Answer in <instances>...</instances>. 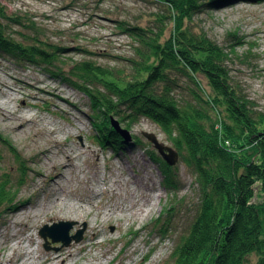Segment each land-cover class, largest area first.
Here are the masks:
<instances>
[{"label": "rangeland", "instance_id": "374dc122", "mask_svg": "<svg viewBox=\"0 0 264 264\" xmlns=\"http://www.w3.org/2000/svg\"><path fill=\"white\" fill-rule=\"evenodd\" d=\"M0 4L9 14L23 17L26 25L13 28L30 33L28 26L34 22L42 38L67 46L65 54L72 57L68 61L93 58L120 66L129 63L139 45L132 35L134 27L155 29L154 18L163 8L155 0H0ZM194 19L196 30L206 31L222 45L240 41L232 73L264 109V1L232 0ZM200 78L209 91L206 77L200 74ZM91 112L85 94L40 64L0 55V183L16 198L0 207V264L22 262L18 254L24 250L17 248L13 235L28 238L22 245L37 244L34 257L65 253L69 261L59 259L57 264L174 261L175 246L193 219L199 196L192 168L179 154L175 165L165 162L175 172L166 177L151 156V149L159 154L158 150L144 134L154 133L162 143L175 147L148 118L129 128L133 140L120 134L122 149L104 147ZM103 178L106 184L101 183ZM100 187L107 191L104 200L91 199L101 197L94 194ZM58 195L64 202L57 201ZM113 201L116 207L110 208L117 213L108 217L98 206H111ZM138 201L142 206L132 209ZM124 206L133 213L121 212ZM60 221H74L70 234L84 230L82 240L67 246L51 238L47 241L41 229ZM93 222L102 234L89 241ZM247 264H256V256Z\"/></svg>", "mask_w": 264, "mask_h": 264}, {"label": "trees", "instance_id": "16d2710c", "mask_svg": "<svg viewBox=\"0 0 264 264\" xmlns=\"http://www.w3.org/2000/svg\"><path fill=\"white\" fill-rule=\"evenodd\" d=\"M231 1L155 0L163 7L155 29L134 27L139 45L121 66L93 58L68 61L67 46L42 38L34 22L30 33L13 28L26 25L23 17L0 4V55L40 64L85 94L104 147H124L112 116L131 129L148 118L192 168L198 201L172 264H247L252 256L264 264V109L232 73L240 41L225 46L194 27L195 16ZM151 151L166 177L175 176ZM14 196L0 183V207Z\"/></svg>", "mask_w": 264, "mask_h": 264}, {"label": "water", "instance_id": "95a60500", "mask_svg": "<svg viewBox=\"0 0 264 264\" xmlns=\"http://www.w3.org/2000/svg\"><path fill=\"white\" fill-rule=\"evenodd\" d=\"M111 124L115 130L123 137L128 140H133V134L131 129L124 126L119 119L115 116L111 117ZM147 139L153 144V146L158 150L159 155L163 157V159L169 165H175L179 160V153L175 148L165 145L162 143L158 136L154 133H145L144 134ZM74 221H60L56 222L54 225L49 226L45 225L41 229V235L48 241L51 238L55 242H62L64 245H69L72 240L81 241L83 238L84 230H80L77 234H70Z\"/></svg>", "mask_w": 264, "mask_h": 264}, {"label": "bare ground", "instance_id": "6f19581e", "mask_svg": "<svg viewBox=\"0 0 264 264\" xmlns=\"http://www.w3.org/2000/svg\"><path fill=\"white\" fill-rule=\"evenodd\" d=\"M21 118V117H20ZM161 158L163 159V157L161 156ZM72 160V158H71V156L69 155L68 156V161H71ZM163 161L164 162H166L164 159H163ZM66 162V161H65ZM64 162V163H65ZM63 163V164H64ZM67 166H69V163H66V167ZM104 179V181H102L101 183L103 184H106V182H107V178H103ZM102 188H105V187H100L99 188V190H94V194H101V197H98V195H96L95 197H92L91 199H93V198H100L99 200H104V196H103V193H106L107 191H105V190H103ZM106 189V188H105ZM96 192V193H95ZM61 196H62V194H60ZM60 195H58L57 196V201H60L61 203L62 202H64V200L60 197ZM98 199H96V200H94L93 202H95L96 203V201L98 202ZM102 200V201H103ZM144 200V197L141 199V201H143ZM101 201V202H102ZM88 202L89 203H91L92 204V202H90V200H88ZM108 203V202H107ZM107 203H105V204H107ZM113 203L115 204H113V205H111V206H108V204H107V207H105V206H101L100 204H98V205H100V206H98L99 208H104V210H106L107 212L105 213V214H107V216L108 217H110L111 215H115L116 213H117V210H115V211H113L112 210V208H110V207H116V204H117V201H113ZM73 205H71V207H72ZM140 206H142V203H140V201H138V202H136L134 205H133V207H132V209H134V208H136V207H140ZM127 207H123V209L122 210H120L121 212H130V213H133L132 212V210L131 209H126ZM119 210V209H118ZM39 214V213H38ZM101 213H98L97 215H96V217H98L99 215H100ZM127 215L128 214H123V217H127ZM143 215V214H142ZM37 217H38V215H36ZM129 216V215H128ZM89 229H90V231H91V233H92V236H91V238H90V240L89 241H93V240H95L96 239V237H98V236H100L101 234H102V232H101V230H100V225L98 224V223H91L90 224V226H89ZM22 234H24V232H21ZM13 239H17V244L19 245L17 248L18 249H23L24 251L21 253V254H18V255H21V257H23V259H22V262L20 263V264H57L58 263V260L59 259H61V261L64 263H66L67 262V260H68V256H66L65 255V253H58L57 255H53V256H51V257H47V256H43V255H41V256H43V257H40V256H36V257H34V254H36V253H38V246H36L37 244H34L32 247L31 246H27V245H22V242H24V241H27L28 240V238H24L23 240H21L20 239V236H18V235H13ZM19 239L21 240V241H19ZM30 241H31V244H33L34 243V240L32 239V238H30ZM40 255V254H39ZM71 255H72V253H71ZM69 261V260H68ZM97 261H99V259H97Z\"/></svg>", "mask_w": 264, "mask_h": 264}]
</instances>
